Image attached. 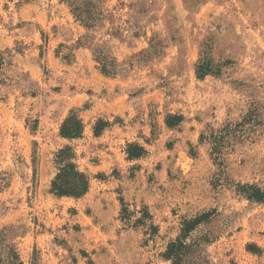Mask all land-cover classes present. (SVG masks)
Here are the masks:
<instances>
[{"label":"rangeland","instance_id":"obj_1","mask_svg":"<svg viewBox=\"0 0 264 264\" xmlns=\"http://www.w3.org/2000/svg\"><path fill=\"white\" fill-rule=\"evenodd\" d=\"M103 6L105 20L87 31L62 0H0V173L9 184L0 232L19 229L14 243L25 264H171L163 255L184 221L214 213L194 234L212 237V264H264V206L237 192L264 189V131L227 150L221 166L200 141L251 109L264 127V0ZM210 39L215 63L228 64L221 76L199 79ZM98 48L117 59L121 75L102 74ZM72 110L85 131L67 140L61 128ZM173 116L184 121L170 128ZM100 120L108 126L96 136ZM67 146L91 177L81 198L49 192L55 155ZM134 147L143 157L129 158ZM122 200L133 221L146 209L148 225H125Z\"/></svg>","mask_w":264,"mask_h":264},{"label":"trees","instance_id":"obj_2","mask_svg":"<svg viewBox=\"0 0 264 264\" xmlns=\"http://www.w3.org/2000/svg\"><path fill=\"white\" fill-rule=\"evenodd\" d=\"M105 0H62L70 8L75 21L83 26L87 31H93L98 28L105 20L104 3ZM83 45L79 41V48ZM214 42L207 40L202 46V57L197 64L196 70L199 79L206 77L221 76L223 68L228 64H217L214 61L212 51ZM159 43L151 47L150 55H155L161 49ZM1 56V55H0ZM94 57L100 65V70L107 77H117L123 73L122 65L118 63L107 49L98 48L95 50ZM150 56L148 55V58ZM69 58V57H67ZM3 60L0 58V66ZM256 111L250 110L241 121H227L221 128H211L209 132H203L201 143H208L211 146V155L217 165L224 164L226 152L245 140H253L260 130L261 122ZM184 121L182 116H173L167 120L170 128L179 126ZM108 123L100 120L95 127L96 136H100L107 128ZM85 131L84 120L80 111L72 110L65 119L61 136L67 140L80 139ZM130 159H140L145 154L141 147H134L128 152ZM57 173L51 182L50 194L58 198H81L85 196L91 185V177L85 171H82L77 164V154L74 148L67 146L60 150L54 159ZM0 173V193L9 185L7 178ZM37 170H35V177ZM237 192L247 200L264 206V189L256 184L237 185ZM122 202V221L125 225L134 227L147 226L152 220V216L146 209L142 217L133 221V213H130L127 204ZM214 213H204L191 220H185L182 224L181 235L169 244L163 257L171 264H212L207 255L206 247L212 240L210 235L195 236L199 228L210 222ZM154 234L158 232L157 227H149ZM18 228L6 227L0 232V264H25L17 245L14 243L18 237ZM24 234V233H23ZM248 250L255 254L262 253V249L255 245H250Z\"/></svg>","mask_w":264,"mask_h":264}]
</instances>
